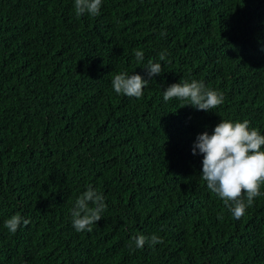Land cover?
<instances>
[{"label": "trees", "instance_id": "1", "mask_svg": "<svg viewBox=\"0 0 264 264\" xmlns=\"http://www.w3.org/2000/svg\"><path fill=\"white\" fill-rule=\"evenodd\" d=\"M149 60L162 72L139 99L114 92ZM192 79L224 102L164 101ZM221 119L264 135V0H102L80 17L74 0H0V264H264V195L235 219L192 153ZM88 185L107 207L77 232Z\"/></svg>", "mask_w": 264, "mask_h": 264}, {"label": "clouds", "instance_id": "2", "mask_svg": "<svg viewBox=\"0 0 264 264\" xmlns=\"http://www.w3.org/2000/svg\"><path fill=\"white\" fill-rule=\"evenodd\" d=\"M101 4L102 0H74V12L77 17L85 14L96 16L99 15ZM134 54L137 62L143 61L142 51L134 50ZM164 59L165 55L161 53L160 60ZM143 68L149 79L127 72L115 74L111 79L114 92L139 99L150 79L162 72L161 63L152 60ZM173 98L188 101L185 106L190 105L202 111H211L224 102L222 92L209 89L203 81L196 79L180 80L163 90L164 101ZM262 148L264 135L258 129L250 127L248 120L229 119H221L211 134L207 131L198 134L192 146L193 155H203L201 178L235 219L243 217L254 199L264 195L261 192V187L264 186ZM106 207L103 194L88 185L71 210L74 229L77 232H91L92 225L101 220ZM22 220L24 225L29 223V220L23 219L19 214L13 215L5 221L4 227L14 234ZM146 243L153 246L163 243V240L155 234L151 237L133 236L129 247L134 244L135 248H143Z\"/></svg>", "mask_w": 264, "mask_h": 264}]
</instances>
